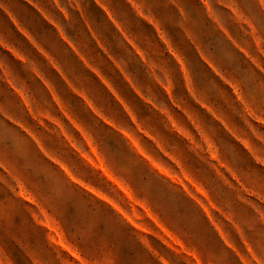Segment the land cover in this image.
<instances>
[{
    "label": "clouds",
    "instance_id": "clouds-1",
    "mask_svg": "<svg viewBox=\"0 0 264 264\" xmlns=\"http://www.w3.org/2000/svg\"><path fill=\"white\" fill-rule=\"evenodd\" d=\"M0 264H264V0H0Z\"/></svg>",
    "mask_w": 264,
    "mask_h": 264
}]
</instances>
